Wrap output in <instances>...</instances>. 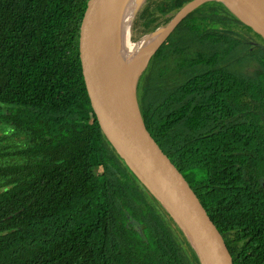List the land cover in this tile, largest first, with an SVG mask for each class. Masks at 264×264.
<instances>
[{"label":"trees","instance_id":"1","mask_svg":"<svg viewBox=\"0 0 264 264\" xmlns=\"http://www.w3.org/2000/svg\"><path fill=\"white\" fill-rule=\"evenodd\" d=\"M191 1L144 0L132 38ZM84 2L0 0V264H200L91 107L76 48ZM135 90L233 262L264 264V38L222 0L203 1Z\"/></svg>","mask_w":264,"mask_h":264},{"label":"water","instance_id":"2","mask_svg":"<svg viewBox=\"0 0 264 264\" xmlns=\"http://www.w3.org/2000/svg\"><path fill=\"white\" fill-rule=\"evenodd\" d=\"M195 1L197 0L188 4ZM203 1L206 0L195 2L176 24L189 10ZM249 1L255 6L254 11L247 12L250 21L244 20L229 7L264 38V0ZM103 3L104 0H85L77 24L76 48L89 102L104 135L120 157L140 176L175 218L200 264H235L224 238L206 208L146 128L136 100L133 103L127 101L119 89L98 25ZM159 44L150 53L143 68ZM165 199L173 204L180 216L165 203Z\"/></svg>","mask_w":264,"mask_h":264},{"label":"bare ground","instance_id":"3","mask_svg":"<svg viewBox=\"0 0 264 264\" xmlns=\"http://www.w3.org/2000/svg\"><path fill=\"white\" fill-rule=\"evenodd\" d=\"M222 1L240 14L244 20L250 21L247 12L254 11L255 6L249 0ZM143 2L144 0H104L98 18L100 34L116 82L123 96L131 103L135 100L134 90L136 83L144 69L148 56L171 31L179 18L195 3L188 4L178 14H175L165 25L166 27L160 26L150 36L140 37L136 43L130 45L129 40L133 39L131 38L130 30L126 27H117V23L127 15L129 23L132 24ZM149 181L153 183L152 180L149 179ZM166 202L174 213L180 216L173 204L165 199Z\"/></svg>","mask_w":264,"mask_h":264},{"label":"rangeland","instance_id":"4","mask_svg":"<svg viewBox=\"0 0 264 264\" xmlns=\"http://www.w3.org/2000/svg\"><path fill=\"white\" fill-rule=\"evenodd\" d=\"M130 25H132V24H130L129 23V17L126 15V16H124L122 19H120V21L117 23V27H126L127 29H129L130 30V34H131V38H132V32H131V27H130ZM166 25V24H165ZM165 25H162L163 27H166ZM153 32V31H152ZM152 32H149V33H146V34H143V35H141L140 37H143V36H150L151 34H152ZM140 37H138V38H135V39H130L129 40V44L130 45H132V44H134V43H136V41H138V39L140 38ZM137 84V83H136ZM136 88V87H135ZM135 91L136 90H134V93H135ZM4 108H6V105L5 104H2V103H0V113H3V112H5V109ZM23 137H21V138H16V139H22Z\"/></svg>","mask_w":264,"mask_h":264}]
</instances>
